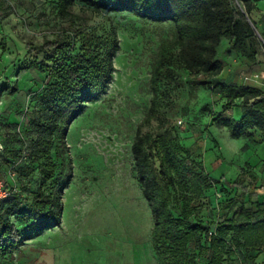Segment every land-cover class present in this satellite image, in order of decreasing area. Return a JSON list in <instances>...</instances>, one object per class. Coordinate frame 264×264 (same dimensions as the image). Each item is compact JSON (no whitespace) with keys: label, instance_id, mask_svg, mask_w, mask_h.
Wrapping results in <instances>:
<instances>
[{"label":"rangeland","instance_id":"374dc122","mask_svg":"<svg viewBox=\"0 0 264 264\" xmlns=\"http://www.w3.org/2000/svg\"><path fill=\"white\" fill-rule=\"evenodd\" d=\"M246 2L257 30L239 49L221 36L217 57L222 69L205 76L264 89V0ZM80 7L76 2L71 10L84 15L98 34L116 31L119 50L114 55L113 78L68 128L67 150L63 159H57L62 181L71 172L61 196L60 225L0 255V264H158L151 240V212L136 177L131 143L153 96L152 67L162 44L175 38L176 27L172 21L154 22L125 11L96 13ZM67 25L57 14L56 0H0V153L6 154L4 147L13 133L29 139L31 99L47 80L46 70L24 68L43 58L42 53L27 52V47L55 38ZM171 56L158 82L156 111L142 129L155 134L169 127L186 155L201 162L212 177H224L199 196L184 201L176 193L171 202L175 214L189 211L211 231L237 209L236 177L255 194L251 201L245 195L246 206L255 208L256 201L264 202V133L250 129L247 137H232L213 118L229 113L239 118L241 107H225V96L210 85L198 86L191 93L178 47ZM0 171L10 185L19 182V172L11 162L0 160ZM29 177L38 183L36 173L22 180ZM14 221L23 232L28 231L24 218ZM231 250L230 260L235 264H264V250H246L234 242Z\"/></svg>","mask_w":264,"mask_h":264},{"label":"trees","instance_id":"16d2710c","mask_svg":"<svg viewBox=\"0 0 264 264\" xmlns=\"http://www.w3.org/2000/svg\"><path fill=\"white\" fill-rule=\"evenodd\" d=\"M76 2L81 3V10L125 11L154 22L172 21L176 27L175 38L162 44L152 67L153 96L131 143L136 177L151 212V240L158 264H235L230 260L232 242L246 250H264V202L256 201L255 208L246 206L245 195L251 201L255 194L239 177L233 181L240 189L237 209L214 230L190 216L189 211L175 214L171 202L176 193L188 201L224 177H212L201 162L186 155L169 127L155 134L142 129L156 111L158 82L178 47L188 70L186 82L191 93L198 86L210 85L225 96V107H241L239 118L231 113L218 114L214 121L234 138L247 137L250 129L264 133V90L211 81L205 76L222 69L217 57L221 36L239 49L257 30L246 0H56L58 16L68 21L66 29L38 46L27 47V52L35 56L42 53L43 58L28 62L24 68L47 71L43 88L31 99L29 139L13 133L4 147L6 154L0 153V160L11 162L20 175L16 176L19 182L10 185L0 171L8 191L0 200V255L17 250L32 235L60 225L61 196L71 172L62 181L63 170L57 172V159H63L67 150L68 128L85 104L104 93L113 78L114 55L119 50L116 31L112 28L108 34H98L84 15L72 12ZM9 143L12 147L7 148ZM34 173L38 183L31 177L22 180V176ZM17 217L26 220L27 232L14 221Z\"/></svg>","mask_w":264,"mask_h":264},{"label":"built area","instance_id":"2783aa9c","mask_svg":"<svg viewBox=\"0 0 264 264\" xmlns=\"http://www.w3.org/2000/svg\"><path fill=\"white\" fill-rule=\"evenodd\" d=\"M8 195V191L5 187L4 180L0 177V200Z\"/></svg>","mask_w":264,"mask_h":264},{"label":"water","instance_id":"95a60500","mask_svg":"<svg viewBox=\"0 0 264 264\" xmlns=\"http://www.w3.org/2000/svg\"><path fill=\"white\" fill-rule=\"evenodd\" d=\"M248 21L251 23V20L250 19H248Z\"/></svg>","mask_w":264,"mask_h":264},{"label":"crops","instance_id":"0c3cea01","mask_svg":"<svg viewBox=\"0 0 264 264\" xmlns=\"http://www.w3.org/2000/svg\"><path fill=\"white\" fill-rule=\"evenodd\" d=\"M262 90H264V89H262Z\"/></svg>","mask_w":264,"mask_h":264}]
</instances>
